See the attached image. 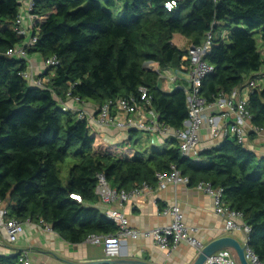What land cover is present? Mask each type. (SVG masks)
Returning a JSON list of instances; mask_svg holds the SVG:
<instances>
[{"label": "trees", "instance_id": "16d2710c", "mask_svg": "<svg viewBox=\"0 0 264 264\" xmlns=\"http://www.w3.org/2000/svg\"><path fill=\"white\" fill-rule=\"evenodd\" d=\"M175 1L168 10L166 4ZM118 4L123 23L111 11ZM21 8L19 0H0V204H7L8 219L43 222L72 245L115 235L118 228L98 208L97 177L104 175L117 191L144 184L155 190L156 175L175 167L190 188L205 183L224 190L226 205L242 213L250 229L249 250L264 264V157L230 137L196 160L183 157L176 140L147 158L122 157L96 147L88 122L62 107L73 99L93 104L98 113L109 101L140 99L145 88L160 121L182 130L189 110L177 86L187 84L179 81L169 92L147 65L187 73L189 48L202 46L211 34L203 60L214 72L202 81L200 96L212 104L245 87L264 68V0H34L37 41L27 48L28 60L7 56L26 42L17 32ZM176 36L188 47L177 46ZM32 56L59 62L41 76L48 79L46 89L22 77ZM248 110L251 124L264 129L263 87L250 93ZM138 134L130 132L124 143L132 144ZM70 158L63 185L60 166ZM21 256H0V264H23Z\"/></svg>", "mask_w": 264, "mask_h": 264}, {"label": "built area", "instance_id": "2783aa9c", "mask_svg": "<svg viewBox=\"0 0 264 264\" xmlns=\"http://www.w3.org/2000/svg\"><path fill=\"white\" fill-rule=\"evenodd\" d=\"M22 4L21 13L17 20V32L19 35L26 37L24 45L17 46L9 50L7 56L17 59L28 60L27 48L33 46L37 39L33 36V20L31 15L34 0H29L25 3L24 0H19ZM182 1V0H178ZM217 2L218 0H214ZM176 6V1L167 3L166 8L171 10ZM212 35L208 34L206 42L202 46H191L188 51L190 58V66L187 73L182 71H162L156 65L149 63L147 68L155 70L160 80L165 81L173 87L179 81H184L187 87H183L187 95V104L189 115L183 125L182 130H175L160 121L158 113L152 108L151 98L147 95V90H140V99L129 98L116 101H109L100 110L81 111L79 118L88 122L91 128L98 127L106 130H115L118 134L128 136L130 132H141L153 138L156 145L162 143L167 144L172 140H176L179 144V149L183 157L196 160L200 153V130L203 125H208L211 135L214 139L227 137L234 138L239 144L249 147L250 136L264 135V129H259L251 124V115L248 110L249 95L252 90L258 87L254 81L249 82L245 87L235 89L230 95H220L212 104H207L206 100L200 96L202 81L214 72V67L204 62L205 56L211 51ZM59 64L56 58H52L44 62L46 68L55 67ZM22 77L28 84L34 88L46 89L48 83L47 78L36 77L31 72L30 68L22 74ZM170 89V87H169ZM80 104L78 100H74ZM64 111H74L66 104H62ZM221 113L228 111L233 115V122L222 128L219 126V116L213 113ZM159 189H164L169 185L189 186V179L181 175V173L172 167L169 174H157ZM98 184L96 188V196H98L101 206H104V213L108 219L118 228L115 235L111 236H90L86 244L102 245L104 254L107 260H118L121 256L123 244L129 239L136 240L139 236L151 238L154 243L162 250L175 249L179 244L185 243L190 248L194 249L198 254L205 248L202 242L198 239V230L187 226L184 222V215L178 206L167 207L162 211L164 216H169L172 222L169 226L157 227L140 234L134 231L129 226V221L125 215L112 208L115 204L123 205L133 199L138 198L143 191L151 189L144 184L141 187L134 189L131 192L117 191L110 187L104 175L97 177ZM197 189L201 190L213 199L215 213L224 221V229L226 232L239 231L247 235L250 233L249 227L244 222L243 214L231 210L225 202L224 190L214 189L210 184L201 183ZM79 203L82 199L77 196H72ZM30 222V221H28ZM27 223V222H26ZM25 223L14 219H8V210L0 204V233L5 240L10 244H16L25 234ZM45 225L48 231L51 227ZM246 242L243 244L246 246ZM246 260L249 264H263L249 250L245 249ZM21 263H30L26 256H21ZM204 264H240L234 251L222 250L209 257Z\"/></svg>", "mask_w": 264, "mask_h": 264}, {"label": "crops", "instance_id": "0c3cea01", "mask_svg": "<svg viewBox=\"0 0 264 264\" xmlns=\"http://www.w3.org/2000/svg\"><path fill=\"white\" fill-rule=\"evenodd\" d=\"M24 1L27 3L29 0ZM29 68L36 77L44 75L47 69L39 56L29 58ZM257 75L255 74L251 80L254 81ZM65 104L76 112L96 110L91 103L78 104L73 99ZM218 112L213 114L220 117L218 120L220 127L225 128L233 122V115L230 112ZM92 129L104 135L108 142L128 139V136L119 135L115 130L98 127ZM200 138V153L219 146L223 141L220 137L217 139L212 137L208 125L202 126ZM249 149L264 157V135L250 139ZM175 205L182 211L185 224L198 230V239L204 246L225 237L234 238L241 245L246 242L245 236L243 243L238 239L241 232L225 231L223 219L215 213L213 199L197 188L169 185L164 189H149L143 191L138 198L123 205L115 204L112 208L121 211L128 219L130 228L142 234L157 227L169 226L172 219L164 216L162 211ZM98 208L104 212V206L98 205ZM24 227V236L14 245H10L0 233V256L21 254L32 264H93L107 260L102 245L93 246L86 243L72 245L64 241L52 228L48 231L45 225L41 226L39 223L27 222ZM197 256L198 253L185 243L166 251L159 248L151 238L141 235L136 240L129 239L123 244L118 260L137 262L136 264H194Z\"/></svg>", "mask_w": 264, "mask_h": 264}, {"label": "rangeland", "instance_id": "374dc122", "mask_svg": "<svg viewBox=\"0 0 264 264\" xmlns=\"http://www.w3.org/2000/svg\"><path fill=\"white\" fill-rule=\"evenodd\" d=\"M122 4H118V7L115 10H111L114 14V20L116 23H123L124 22V16L122 14ZM258 41L260 40L259 37L256 38ZM174 43L181 47V48H187L186 41L180 37L176 36ZM261 53L264 58V45L260 46ZM254 83L258 86L261 85L264 88V68L263 70L255 77ZM165 89H167L169 92L173 89V85H169L168 83H165ZM170 87V89H169ZM95 137H96V147H100L104 150L116 153L122 157L127 158H135L136 156L147 158L152 151V149L156 150H164L166 148H169V144L162 143L161 145H156L153 141V138L147 134L139 133L136 139L133 141L132 144L124 143V140H115L114 142H108L105 140L104 135L101 133H97L94 131ZM153 146H156L153 148ZM73 159H68L63 165L60 166V179L63 185H66L68 182V175H69V168L73 163ZM3 207H6L7 204H3ZM244 235L242 233H239L238 239L241 243H243Z\"/></svg>", "mask_w": 264, "mask_h": 264}, {"label": "water", "instance_id": "95a60500", "mask_svg": "<svg viewBox=\"0 0 264 264\" xmlns=\"http://www.w3.org/2000/svg\"><path fill=\"white\" fill-rule=\"evenodd\" d=\"M180 90H184L183 87H178ZM248 247L241 245L237 240L231 237H225L219 240H216L207 246L198 254L197 259L195 260L194 264H204L206 260L211 257L212 255L222 251V250H232L235 252L238 261L240 264H249L246 260L245 256V249ZM127 263H134L137 262H124L120 260H105L101 262H95L93 264H127Z\"/></svg>", "mask_w": 264, "mask_h": 264}]
</instances>
